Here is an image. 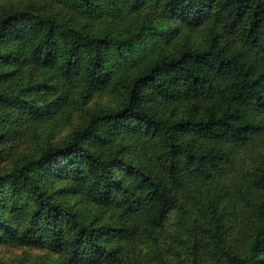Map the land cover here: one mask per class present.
I'll use <instances>...</instances> for the list:
<instances>
[{
	"label": "trees",
	"instance_id": "trees-1",
	"mask_svg": "<svg viewBox=\"0 0 264 264\" xmlns=\"http://www.w3.org/2000/svg\"><path fill=\"white\" fill-rule=\"evenodd\" d=\"M100 91L119 105L85 110ZM74 111L60 146L0 172V238L61 264H165L169 214L200 212L172 264H264V156L242 169L264 146V0H0V154Z\"/></svg>",
	"mask_w": 264,
	"mask_h": 264
},
{
	"label": "rangeland",
	"instance_id": "rangeland-1",
	"mask_svg": "<svg viewBox=\"0 0 264 264\" xmlns=\"http://www.w3.org/2000/svg\"><path fill=\"white\" fill-rule=\"evenodd\" d=\"M205 28L199 27L192 32L186 39L191 43H202L205 37ZM181 44L182 42L179 41ZM120 96L115 93L100 91L87 100L84 109L92 111L102 108H115L119 105ZM84 120V112L74 111L69 115L55 117L41 123L35 129H26L11 141L12 147L0 154V172H6L14 167L21 165L27 159L34 158L39 152L47 146H60L72 133V131L81 125ZM264 156V146L258 148L253 154L245 156V162L242 169L245 172L251 171L255 165L261 161ZM233 175L228 174L227 180L232 183ZM47 188L55 193V198L63 204L77 206L82 212L92 207V204L83 200L80 196L65 193L63 191L66 182L62 178L48 177ZM235 196L236 193L231 189L226 196ZM224 196V193H217L215 196ZM226 198V197H225ZM200 212H194L192 216H185L181 220L176 211L169 214L168 220L164 226V237L159 244L163 249L162 258L165 264L176 263L179 259L185 258V242L193 238L196 218H200ZM231 221L235 218L230 217ZM0 236L2 231L0 229ZM0 264H61L55 254L47 249H37L31 246L20 245L10 239L0 238ZM155 262L153 261V263Z\"/></svg>",
	"mask_w": 264,
	"mask_h": 264
}]
</instances>
